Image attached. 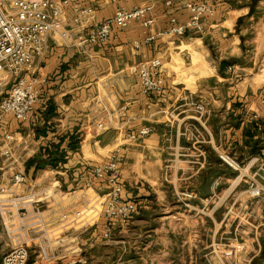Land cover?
I'll list each match as a JSON object with an SVG mask.
<instances>
[{"label": "crops", "instance_id": "crops-1", "mask_svg": "<svg viewBox=\"0 0 264 264\" xmlns=\"http://www.w3.org/2000/svg\"><path fill=\"white\" fill-rule=\"evenodd\" d=\"M208 1L214 13L202 19L203 29L174 35L170 19L185 24L187 8L166 0H81L92 12L72 26V40L50 38L34 114L23 123L11 114L0 120V147L6 134L27 139L34 150L27 160L64 137L65 162L37 169L17 188L42 199L47 233L30 251L44 253L47 264H235L237 257L238 264H264V197L253 199L241 185L244 177L257 181L264 173V68L251 72L264 66V0ZM139 5L153 6V24L137 20L114 28L104 44H76L118 7ZM155 57L162 62L163 93L144 92L132 71ZM189 95L210 110L201 122L182 105ZM189 123L203 132L200 141L182 134ZM147 126L153 127L149 135L128 137ZM72 134L79 136L76 149L66 146ZM118 146L123 197L139 209L127 222L112 221L106 238L100 203L108 187L92 168ZM25 171L28 176L26 165ZM11 174L6 161L1 187L11 184ZM183 191L192 193L188 202ZM235 238L242 249L224 254Z\"/></svg>", "mask_w": 264, "mask_h": 264}, {"label": "built area", "instance_id": "built-area-1", "mask_svg": "<svg viewBox=\"0 0 264 264\" xmlns=\"http://www.w3.org/2000/svg\"><path fill=\"white\" fill-rule=\"evenodd\" d=\"M165 5L187 8L190 12V18L185 24H177L175 17L170 19L171 27L168 32L174 35H184L192 29L202 30V19L214 13V8L208 0H166ZM152 10V5L118 7L111 18L94 24L86 34H80L76 44L80 47L104 44L114 28L124 29L137 20L143 21L145 26L151 25L154 23ZM90 12L91 8L82 7L81 0H0V94L3 93L4 87H9L0 100V120L6 114H11L20 123L31 118L41 100V86L46 82V78L39 76L38 72L50 38L59 36L68 43V39L72 40V26L84 22L85 16ZM152 39L153 37L149 36L146 41ZM132 71L144 92H164L165 78L160 58L140 62L132 67ZM183 101L185 111H191L189 117L201 122L200 120L209 116L210 110L202 100L189 95L183 97ZM260 104L264 107V91L260 96ZM255 117L256 115H253L251 119ZM151 132L153 127L147 126L129 134L128 137L137 140ZM182 134L197 141L203 138L201 129L191 123L186 125ZM4 138L5 141L0 147V170L8 161L12 174L11 184L0 186V221L3 233L9 237L11 243L2 255L0 264H26L33 240L43 238L47 233L41 197L32 191H17L19 186L28 182L25 165L34 150L27 139L18 138L14 134H6ZM123 158V148L118 146L106 160L92 168L94 177L105 182L108 187L106 196L100 203V212L106 221V238L111 235L112 221L127 222L139 209L136 201L123 197L124 185L118 175ZM225 160L233 166L231 159L226 157ZM217 183L215 180L213 184ZM249 191L253 199L264 197V185L257 181H252ZM181 196L188 202L192 193L183 191ZM84 201L89 202L90 197L86 196ZM76 215L80 216L81 212ZM229 248L231 252L234 249L240 251L242 246L239 238L224 246V254H228ZM39 255L46 258L44 253ZM238 259L239 257L235 264H238Z\"/></svg>", "mask_w": 264, "mask_h": 264}, {"label": "trees", "instance_id": "trees-1", "mask_svg": "<svg viewBox=\"0 0 264 264\" xmlns=\"http://www.w3.org/2000/svg\"><path fill=\"white\" fill-rule=\"evenodd\" d=\"M231 64V61H223L222 66H226ZM49 116L54 115L53 111L48 112ZM254 127L257 128L256 123H254ZM45 130L40 129L37 130V134H44ZM249 134H251L248 131ZM79 136L77 134H72L69 136V139L66 142V146L68 149H76L79 146ZM64 141V137L59 139V142L56 144H51L50 147H42L40 153L33 158H30L26 162V169L28 170L31 166H35L36 170L44 168L46 165H49L53 168L59 167V165L65 162V150L61 148V144ZM43 153L47 154L46 159H42L41 155Z\"/></svg>", "mask_w": 264, "mask_h": 264}, {"label": "rangeland", "instance_id": "rangeland-1", "mask_svg": "<svg viewBox=\"0 0 264 264\" xmlns=\"http://www.w3.org/2000/svg\"><path fill=\"white\" fill-rule=\"evenodd\" d=\"M262 68H264L263 65L260 66L259 68L252 69L251 72H252V74L254 73V75H255L256 73H259ZM0 85H1V82H0ZM8 89H9V87H4L3 93L0 95V100L6 94ZM18 131H21V130L19 129ZM226 165L229 167V169L234 170L233 166H231V165L229 166L227 164V162H226ZM240 167H241V170L244 168L243 165H241ZM256 179H257V182L259 184L264 185V173H263V171L260 174L256 175ZM219 183H221L220 180H219ZM251 183H252V180L249 179L247 176L244 177V180L241 181V185L249 186ZM10 243H11V241H10L9 237L3 233L2 223L0 221V262H1L2 255L7 251ZM46 262H47V259H45L42 256H38L37 252L30 251V249H29V255H28V260H27L26 264H47Z\"/></svg>", "mask_w": 264, "mask_h": 264}, {"label": "water", "instance_id": "water-1", "mask_svg": "<svg viewBox=\"0 0 264 264\" xmlns=\"http://www.w3.org/2000/svg\"><path fill=\"white\" fill-rule=\"evenodd\" d=\"M35 171H36L35 166H31V167L28 169V177L30 178V180H33V179H34Z\"/></svg>", "mask_w": 264, "mask_h": 264}]
</instances>
